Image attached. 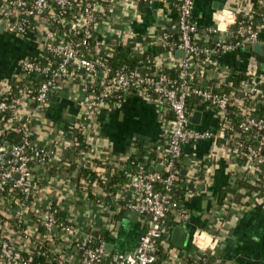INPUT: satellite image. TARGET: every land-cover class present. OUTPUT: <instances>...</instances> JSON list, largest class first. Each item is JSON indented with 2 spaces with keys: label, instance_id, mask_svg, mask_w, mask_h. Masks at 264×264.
<instances>
[{
  "label": "crops",
  "instance_id": "crops-1",
  "mask_svg": "<svg viewBox=\"0 0 264 264\" xmlns=\"http://www.w3.org/2000/svg\"><path fill=\"white\" fill-rule=\"evenodd\" d=\"M107 5L98 1L101 12L95 22L98 37L114 39L143 49L147 45L162 43L163 34L169 30L174 13L162 2L157 7L146 2L134 7L125 0H105ZM250 0H194L192 15L200 32L199 41L213 45L224 40L225 30L216 33L207 32L215 27L220 17H227L229 11L238 14L249 5ZM152 3V2H151ZM260 3L264 12V0ZM150 4V3H149ZM250 8V5H249ZM253 10V5L251 9ZM233 23L229 26L232 28ZM42 24L36 20L34 31L23 37L4 27L0 29V93L10 84L19 83L22 76L18 71V61L22 57H36L39 54V40ZM258 40L232 51L212 54L203 64L191 63L189 76L202 87L214 88L229 75L234 68L246 73L250 81L252 73L261 72L263 63L256 61L250 49L259 43L264 46V23L258 29ZM250 47L249 50H246ZM264 58V48L260 49ZM166 50L154 57L162 66L172 67L179 63L182 53ZM255 64V65H254ZM100 75V74H99ZM87 80L81 75L60 80L58 87L50 94L47 107L38 114H32L30 101H22V112L30 116L32 137L36 143L51 148V155L33 169V181L37 184L34 205L24 211V217L31 237L36 236L35 211L56 200L68 219L78 228H97L101 231L105 244H111L110 251H134L140 233L144 229L145 218L124 214L120 228H113L114 215L110 204L113 198H131L132 190L119 188L112 191L108 185L94 186L91 197L73 186V178L79 166L81 155H73L77 126L81 112L82 86ZM264 98V84L261 85L256 101ZM216 108L197 102L190 116L200 111L198 124L190 122L192 128L210 130L215 134L211 138L189 142L183 146L181 175L186 197L182 206L188 217L181 227L186 232L182 247L171 241V232L166 235L167 249L175 261L182 262L192 258L196 250L190 243V233L195 229L211 231L218 243L207 264H264V182L246 193L236 182V175L246 169L248 162L238 152L231 149L217 124ZM172 113L167 105L151 99L145 93L135 90L125 91L115 101L101 105L92 119V130L85 140L86 147L92 153V159L102 164L120 167L121 161L133 152L143 153L148 169L156 168L159 149L165 144L167 127ZM74 156V158L71 157ZM73 161H69L70 159ZM93 162V161H92ZM95 165L92 170L98 172L102 181L109 175V169ZM248 170V169H247ZM250 183H254L259 174L249 169ZM45 208V207H44ZM15 206L0 195V235L9 238L23 252L29 255L38 253L31 237L15 234L13 229ZM113 224V225H112ZM124 229V230H123ZM130 229V230H129ZM129 230V232H128ZM126 234L125 241L122 240ZM66 256L72 258L76 246H64Z\"/></svg>",
  "mask_w": 264,
  "mask_h": 264
},
{
  "label": "built area",
  "instance_id": "built-area-1",
  "mask_svg": "<svg viewBox=\"0 0 264 264\" xmlns=\"http://www.w3.org/2000/svg\"><path fill=\"white\" fill-rule=\"evenodd\" d=\"M140 1L151 3L155 0H129L133 3ZM157 1L166 5L170 3L169 0ZM249 2L250 8L248 5L239 10L241 15H250L249 9L252 3ZM98 4V0H0V23L3 22L4 28L8 31L26 37L34 31L37 19L42 24L37 41L40 50L38 56L22 57L18 61L20 75L33 74L38 78L41 77L37 88L34 89L32 83L19 82L10 84L5 92L0 93V95L7 94L0 98V112H10L8 125L21 135L19 143L2 140L0 144V191L7 189V192L11 193L13 186H17L23 199L15 208L14 222L26 224L24 211L30 210L34 205L38 188L33 181L31 164L42 163L53 152L51 148L34 141L30 127L31 114L25 115L22 112V101L31 102L33 115L41 113L47 107L50 94L58 87L60 80L81 75L87 80L81 89L83 91L81 112L77 126L69 127L75 128L76 133H80L86 140L91 133V123L96 111L101 105L108 103L112 94L120 95L119 93L129 90L143 92L151 99L167 105L172 117L167 127L166 142L158 152L157 161L161 167L160 171L139 167L133 173L127 172V183L118 187L131 189L132 197H114L110 204L113 213L137 212L145 218L144 229L138 237L136 249L110 251L105 247L99 229L93 227L80 229L66 216L69 223L62 225L59 232L62 248H56L53 252L58 254L59 264L66 260L75 264H104L106 260V264H185L186 260H190L191 264H207L218 243L217 237L211 231L195 229L190 233V243L195 248L196 254L182 262L173 259L167 249L166 239L168 232L188 217L187 211L182 206L187 187H184L186 190L183 199L179 198L181 171L177 163L182 159L183 146L215 135L213 131L199 130L190 126L186 100L198 96L201 102H208L211 107L221 111L229 103V96L225 93H215L210 87H191L189 68L192 62L197 65L203 64L212 54L232 51L256 43L258 29L254 28L252 23L237 22V13L229 11L227 17H220L215 27L205 29L210 33L223 29L227 33L225 39L215 45L203 41V44H200L196 38L200 28L192 15L194 0H178L173 4L176 19L171 22L169 28L177 31L178 37L176 41H171L167 32L162 36V43L168 47L167 50L182 52L183 56L179 63L174 65L178 68L177 77H169L164 73L162 70L164 66L154 58L151 72L142 74L137 69L130 71L120 69L110 73L107 57L113 51L112 43L108 39L98 37L94 27ZM67 12L71 15H67ZM259 16L264 19L263 13H259ZM230 22L235 25V31H231ZM53 23L60 27L59 31L51 29ZM237 35H240V38H237ZM89 45L92 47V53L88 56L84 49ZM44 53H50L56 59L43 63L40 59ZM253 75L252 73L249 77L251 83L249 91L255 97L264 84V64L261 72ZM14 88L18 95L12 97ZM148 92L152 96H149ZM239 105L240 113L243 115L239 127L243 131L255 128L260 143L256 146L243 142L237 144L226 142V144L242 158L250 161L246 169H255L258 173H263L264 122L249 115V108L245 105L242 103ZM219 127L222 133L227 128L226 125ZM221 139L227 141L224 134L221 135ZM92 161L90 149L86 145L81 147L82 165L93 168ZM161 170L165 172L164 176L161 175ZM168 213L171 214V218L166 220ZM40 217L45 219L44 227L49 237V232L57 228L55 218L48 210L42 212ZM16 228L14 230L16 235L31 237L28 226L22 228L18 225ZM36 234L38 235L37 230ZM0 236L3 238L0 244V264H33L30 258L32 255H24V252L9 238ZM66 245L76 246L72 258L65 254L66 249L63 248Z\"/></svg>",
  "mask_w": 264,
  "mask_h": 264
},
{
  "label": "trees",
  "instance_id": "trees-1",
  "mask_svg": "<svg viewBox=\"0 0 264 264\" xmlns=\"http://www.w3.org/2000/svg\"><path fill=\"white\" fill-rule=\"evenodd\" d=\"M100 1L101 5L106 6L107 1L105 0H98ZM253 5V10L251 11L249 16H243L241 14L237 15V22L242 23H252L253 27L256 29H259V27L264 23V19L259 16V13H263L262 8L260 6V1L263 0H250ZM178 0L171 1L168 6L174 13L173 21L176 19V11L174 7V3H177ZM145 1L138 2L139 6H141ZM57 9V8H56ZM95 19L97 20L101 14L99 10L96 11ZM67 15H71L69 12H67ZM51 29L53 31H59L60 27L53 23L51 24ZM235 26L231 28V31H235ZM169 35V40L176 41L178 37V33L175 30L169 29L166 31ZM95 34V33H94ZM237 38H240V35H237ZM198 43L203 44L202 41L198 40ZM215 45V44H213ZM112 48L113 51L111 55L107 57V66L110 73H113L117 70L123 69L125 71H130L137 69L141 71L142 74L151 72L153 70L152 66V59L164 51L168 49L166 45L163 43L159 44H151L147 45L145 48L136 49L133 46L123 44L122 42L118 41L117 39H114L112 42ZM85 53L89 56L92 53V47L91 45L87 46L84 49ZM55 57L50 53H44L41 56V62L43 63H49L52 62ZM152 68V70L150 69ZM163 72L166 73L169 77H177L178 75V68L175 66L172 67H163ZM22 76V75H21ZM29 82L32 83V86L34 89L37 88L39 84V78L33 74L22 76L20 83ZM189 85L191 87H202L199 84H196L192 79H190ZM251 83L249 82L247 78V74L243 73L237 68H234L230 71L229 75L226 76V78L222 81H219L218 85L215 86L213 91L218 94L225 93L229 96V103L223 109L222 111L220 109L215 110L217 113V124L219 126L226 125L227 128L224 129L223 134L224 137L227 139V143L230 144H237V142H243V143H249L252 145H258L260 143L259 134L255 128L248 129L246 131H243L239 124L243 120V115L240 113V105L243 104L247 108H249V115H254L255 119L262 120L264 122V98L260 97L258 101H256L250 93ZM123 92L119 93L120 95ZM149 96H152L150 92L147 93ZM7 94L0 95L1 97L6 96ZM17 90L16 88L12 91V97L17 96ZM120 95L118 94H112L110 96V99L108 102L115 101L120 98ZM201 101L200 97H189L186 100V106H187V112L188 114H191L194 105ZM206 106L211 107L208 102L204 103ZM10 119V112H0V144L2 143V140H6L12 143H19L21 141V135L16 133L14 130L10 128L8 125V121ZM75 137V147L72 151L73 155H81V147L85 146V140L83 139L82 135L80 133L74 134ZM262 152L264 153V139L262 140ZM71 155V157L73 156ZM74 158V156L72 157ZM70 159L69 161H73V159ZM95 165L102 164L98 160H93L92 162ZM181 160L177 163V167L181 171ZM103 167L109 169V175L105 177V179L102 181V178L100 177V174L92 168L79 166L77 172L75 173V176L73 178V186L80 189L83 192H86L88 196L91 197V189L94 186H102L103 184L108 185V189L114 190L117 185L122 186L127 183V172H135L139 167H143L146 170L148 169L147 164L145 163V159L143 157V153H136L133 152L127 156V158L124 161H121L120 167L119 166H110L109 164H102ZM36 167L35 164H31L32 170ZM161 175L164 176L165 172L161 170ZM183 179L182 175L180 174V194L179 198L180 200L183 199L185 194V188L183 185V182L181 180ZM236 182L246 190V193H251L253 188L256 186H261L264 182V172L259 173L257 175V178L254 183H250L249 180V173L247 169H242L239 171L236 175ZM7 188V186H6ZM0 195H2L6 201H10V203L15 206V208L18 207V204L22 201L23 197L22 194L19 192V189L17 186H13V190L11 193L7 192V189L5 191H0ZM14 198V199H12ZM15 200H17V203H15ZM45 207V208H44ZM39 209L38 211H35V215H33V219L36 224V230L38 232V235L32 237V241L36 248L38 249V253L35 255L30 256L31 263L33 264H59L58 261V254L54 253L53 250L56 248H62V241L61 237L59 235V232L61 230V226L68 224L69 221L67 220L65 212L61 209L60 205L56 200L50 201L46 206ZM45 210L50 211L54 218L57 225L56 229H52L49 232V237L46 235V229L44 227V221L45 219L43 217H40V214L44 212ZM40 212V213H39ZM125 214V211L118 212L114 215V228L118 229L120 228V222L122 216ZM171 218V214H166L165 219L169 220ZM20 225L22 228H25L27 226L26 224H19V222H13V229L16 230L17 226ZM48 234V233H47ZM3 238L0 236V244L1 240ZM24 255L27 256V253L24 252ZM29 257V256H28ZM107 261V260H106ZM106 261H104V264H106ZM185 264H191L192 262L190 260H186ZM61 264H75L73 261H63Z\"/></svg>",
  "mask_w": 264,
  "mask_h": 264
},
{
  "label": "water",
  "instance_id": "water-1",
  "mask_svg": "<svg viewBox=\"0 0 264 264\" xmlns=\"http://www.w3.org/2000/svg\"><path fill=\"white\" fill-rule=\"evenodd\" d=\"M171 1H173V0H169V2H171ZM158 3L159 2L157 0H155L152 3H150V4L149 3H146V5L147 6L148 5H151L152 7H157L158 6ZM234 26L235 25L233 24L232 27H234ZM3 27H4V23L1 22L0 23V29H2ZM249 48L250 47H247L246 50H249ZM261 48H264V46L261 45V44H259V43L255 44L252 47V49H250V54L255 57V60L256 61H260V62H262L264 64V58L259 57L262 54V52L260 50ZM177 52L182 53L181 51H177ZM39 78H41V77H39ZM200 116H201V112L200 111H195L191 116H189V121L191 123H193V124H198L199 123V120H200ZM160 169H161L160 165L157 166L156 168H151V170H156V171H160ZM16 177H17V175H16ZM138 215L139 214L137 212H135L133 214V216H138ZM54 229H56V228H54ZM185 239H186V232L181 227H174L172 229V232H171V241H172V243L174 245H176L177 247H182L183 244H184V242H185ZM105 247L107 249H112L113 248L112 245L111 244H108V243L105 244Z\"/></svg>",
  "mask_w": 264,
  "mask_h": 264
},
{
  "label": "rangeland",
  "instance_id": "rangeland-1",
  "mask_svg": "<svg viewBox=\"0 0 264 264\" xmlns=\"http://www.w3.org/2000/svg\"><path fill=\"white\" fill-rule=\"evenodd\" d=\"M125 2H126L127 4H128V3H129V4L131 3V5H132L133 7H134L135 5L137 6V4H135V3H133V2H129V0H125ZM123 230H124V229H123ZM129 230H130V229H129ZM129 230H128V232H129ZM126 234H127V233H125V234L123 235L124 237H122V240H124V241H125V238H126Z\"/></svg>",
  "mask_w": 264,
  "mask_h": 264
}]
</instances>
